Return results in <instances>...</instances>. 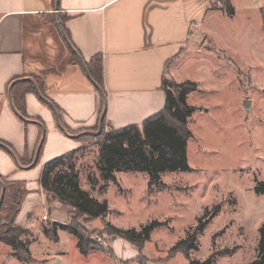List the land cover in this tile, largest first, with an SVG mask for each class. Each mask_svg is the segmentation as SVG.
Returning a JSON list of instances; mask_svg holds the SVG:
<instances>
[{
    "label": "rangeland",
    "instance_id": "374dc122",
    "mask_svg": "<svg viewBox=\"0 0 264 264\" xmlns=\"http://www.w3.org/2000/svg\"><path fill=\"white\" fill-rule=\"evenodd\" d=\"M221 2L211 0V9H218ZM230 2L234 16L221 10L210 13L204 23L193 27L180 49V60L167 65L166 79L195 83V90L186 96L195 107L187 118L192 133L185 147L189 170L164 172L161 183L153 185L141 172H117L115 181H104L96 161L98 142L109 129L92 130L73 155V164L79 186L92 198L105 200L109 212L87 219L42 189L44 206L34 212L38 222L35 228H24L3 205L1 238L9 228L19 226L25 230L19 239L33 244V257L51 251L49 261L32 258L30 264H188L211 254H216L214 264H247L255 258L258 229L264 226V194L254 191L259 182L264 183V0ZM55 50L52 43L51 53ZM244 100L249 101L247 109ZM19 187L5 193L4 204L13 194L16 200L26 194ZM51 217L53 222L84 227L100 248L82 254L67 232L49 244L38 232L53 223ZM200 218L206 225L197 235V248L187 253L171 250ZM152 220L162 224L141 248L104 230L107 221L120 229L139 230ZM7 249L0 241V264H9L2 260Z\"/></svg>",
    "mask_w": 264,
    "mask_h": 264
},
{
    "label": "crops",
    "instance_id": "0c3cea01",
    "mask_svg": "<svg viewBox=\"0 0 264 264\" xmlns=\"http://www.w3.org/2000/svg\"><path fill=\"white\" fill-rule=\"evenodd\" d=\"M210 1L0 0V192L1 183L4 195L16 185L27 191L8 204L3 197L0 214L4 205L16 224L35 228L45 163L82 147L92 130L141 125L163 108L167 65L220 10ZM27 243L33 259L50 260L51 251L36 258Z\"/></svg>",
    "mask_w": 264,
    "mask_h": 264
},
{
    "label": "trees",
    "instance_id": "16d2710c",
    "mask_svg": "<svg viewBox=\"0 0 264 264\" xmlns=\"http://www.w3.org/2000/svg\"><path fill=\"white\" fill-rule=\"evenodd\" d=\"M217 8L228 16L232 17L234 14L230 0H222ZM161 86L165 93V101L159 112L146 118L140 126L129 124L103 133L98 142L96 161L100 179L115 181L117 172H141L147 176V184L153 185L161 183V174L164 172L189 170L185 147L192 133L187 127V118L191 116L195 107L186 102V96L195 90V83H176L162 78ZM82 148L79 147L45 163L39 183L46 193H51L59 201L70 206L76 214L87 219L104 217L109 212L106 201L92 198L79 186L73 155ZM254 191L257 194H264V183L259 182L254 187ZM161 224L159 221L152 220L141 226L139 230H135L120 229L107 221L104 224V230L108 235L122 238L141 248L142 244L149 239V233ZM205 225L206 220L200 218L192 232L189 231L184 238L178 240L171 250L187 253L191 249H196L197 235ZM58 229L65 230L75 237L76 246L82 254L88 253L91 249L100 248L91 239V233L82 226L53 222L50 226H43L42 232L45 237L56 242ZM22 232L25 230L19 226L11 227L6 235L0 237V241L9 246L12 256L24 262H31L28 243L19 239ZM258 232L256 256L247 264H264V226H261ZM215 261L216 254H211L204 260H189L188 264H214Z\"/></svg>",
    "mask_w": 264,
    "mask_h": 264
},
{
    "label": "water",
    "instance_id": "95a60500",
    "mask_svg": "<svg viewBox=\"0 0 264 264\" xmlns=\"http://www.w3.org/2000/svg\"><path fill=\"white\" fill-rule=\"evenodd\" d=\"M243 104H244V106H245L246 109L249 107V101H248V100H244V101H243ZM103 112H104V111H103ZM102 118H103V113H102ZM102 118H101V119H102ZM42 140H43V139L40 140V142H39V144H38V146H37L36 155L38 154V151H39V149H40V146H41ZM3 197H4V184L1 183L0 207H1V204H2V201H3Z\"/></svg>",
    "mask_w": 264,
    "mask_h": 264
},
{
    "label": "built area",
    "instance_id": "2783aa9c",
    "mask_svg": "<svg viewBox=\"0 0 264 264\" xmlns=\"http://www.w3.org/2000/svg\"><path fill=\"white\" fill-rule=\"evenodd\" d=\"M46 218H47L46 214L42 215V219H46Z\"/></svg>",
    "mask_w": 264,
    "mask_h": 264
}]
</instances>
